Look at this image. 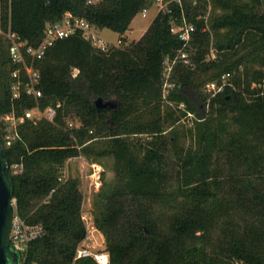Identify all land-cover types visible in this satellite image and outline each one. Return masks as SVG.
I'll use <instances>...</instances> for the list:
<instances>
[{
	"label": "trees",
	"instance_id": "1",
	"mask_svg": "<svg viewBox=\"0 0 264 264\" xmlns=\"http://www.w3.org/2000/svg\"><path fill=\"white\" fill-rule=\"evenodd\" d=\"M152 1L0 0V117L35 106L24 93L11 100L8 30L36 44L46 24L70 12L123 34ZM168 6L130 44L103 52L71 35L36 61L39 107L52 106L55 115L26 119L4 145L9 165H21L10 170L16 213L44 229L19 264H97L74 259L86 237L83 196L76 178L59 179L63 163L79 155L114 159L115 180L99 190L92 212L109 264H264V0ZM183 20L194 26L185 45L170 29ZM182 50L187 62L177 58ZM166 58L176 60L164 95ZM208 83L221 89L207 97ZM97 97L116 107L97 109ZM166 100L184 108L163 111ZM187 111L192 143L183 147L165 125Z\"/></svg>",
	"mask_w": 264,
	"mask_h": 264
},
{
	"label": "built area",
	"instance_id": "2",
	"mask_svg": "<svg viewBox=\"0 0 264 264\" xmlns=\"http://www.w3.org/2000/svg\"><path fill=\"white\" fill-rule=\"evenodd\" d=\"M49 1V0H45ZM99 0H85L87 4H94ZM171 0H156L157 4H160V9L157 11L169 12V2ZM195 3V1H193ZM146 8L141 12L145 14ZM171 32L178 35V37L187 43L190 32L194 29L192 23H187L183 20L178 25L173 24L171 26ZM101 28L97 27L89 20L76 16L70 12H66L63 17L57 21L46 24L42 38L36 44H28L26 41L20 39L16 32L8 30L4 35L7 39V52L9 60L15 65L11 75L13 82L11 85V100H18L24 93L27 96H31L35 99V106L24 110L21 114H16L14 109L11 112L0 117V140L4 145H11L15 139L19 137V127L24 123L26 119H39L45 118L52 120L56 109L52 106H48L44 109L39 107L38 99L42 96L40 83V72L36 67V61L41 59L46 51L54 45V43L62 38L69 37L71 35H80L84 40L90 43V45L99 51H108L111 48L122 47V40L119 39L116 43L105 40L100 35ZM1 32V30H0ZM177 58L187 62L188 54L182 50L177 55ZM176 59H165L164 63L170 64L169 75L171 66ZM164 74V72H163ZM168 75V76H169ZM228 74L221 76L223 83L226 82ZM170 83V81H169ZM171 84V83H170ZM221 89L218 86L217 91ZM14 108V106H13ZM190 114V112H187ZM19 171L21 165L13 164L10 166V170ZM60 177L59 179H62ZM13 204L15 207V199L13 198ZM81 219L84 222V216L81 215ZM84 226L87 233V227L84 222ZM43 226L40 223H28L20 217L14 208L10 237L14 248L20 253V256L26 251L29 242L37 239L43 234ZM81 257H92L97 264H109V254L104 249L91 250L88 247L82 245L78 246L75 250L74 259ZM20 263V261H19Z\"/></svg>",
	"mask_w": 264,
	"mask_h": 264
},
{
	"label": "rangeland",
	"instance_id": "3",
	"mask_svg": "<svg viewBox=\"0 0 264 264\" xmlns=\"http://www.w3.org/2000/svg\"><path fill=\"white\" fill-rule=\"evenodd\" d=\"M160 9V4L158 5L156 0L152 1L150 7L147 8L145 14L139 11L132 19L129 28L123 33L119 34L116 31H113L109 28H101L100 35L107 41L116 43L119 39L123 43L121 45L130 44L144 33L148 25L155 17L157 11ZM215 56V51L211 47L210 52L206 55V58H213ZM169 67L170 64L164 63V83H163V94H167L168 91L172 88V84L169 83ZM204 76L202 75L201 78ZM217 86L215 83H208L202 86V93L207 97L212 96L215 91H217ZM112 99V98H108ZM162 109L163 111H168L169 108L173 110L174 114H179V111L184 108V104H176L174 102L165 101ZM169 105V106H167ZM190 112V111H187ZM194 113H186L184 116L176 121L174 124L167 123L166 127V136L171 135V129L176 130L178 133L177 143L183 147H187L192 143V140L188 134V128L193 126ZM69 125L77 126L79 123L74 118L69 117L67 119ZM147 136L139 135L135 138H139L144 141ZM168 153L170 157L172 156L173 150L172 147L168 146ZM62 176L67 177L71 176L78 180V189L81 191L83 199L81 206V213L84 216V222L87 227L86 237L79 244L88 247L91 250L105 249V241L103 234L97 230L93 224V209H95L94 203L96 195L100 189L106 183H113L115 180V171H114V159L112 156H104L92 160L89 156L79 155L67 159L61 169Z\"/></svg>",
	"mask_w": 264,
	"mask_h": 264
},
{
	"label": "water",
	"instance_id": "4",
	"mask_svg": "<svg viewBox=\"0 0 264 264\" xmlns=\"http://www.w3.org/2000/svg\"><path fill=\"white\" fill-rule=\"evenodd\" d=\"M94 105L97 109H113L116 102L97 97ZM14 208L10 165L0 140V264H19L20 261V253L14 248L10 237Z\"/></svg>",
	"mask_w": 264,
	"mask_h": 264
}]
</instances>
